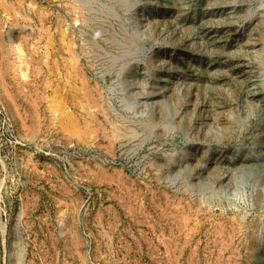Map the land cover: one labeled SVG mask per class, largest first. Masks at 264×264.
<instances>
[{"label": "rangeland", "instance_id": "obj_1", "mask_svg": "<svg viewBox=\"0 0 264 264\" xmlns=\"http://www.w3.org/2000/svg\"><path fill=\"white\" fill-rule=\"evenodd\" d=\"M17 1L0 264H264V0Z\"/></svg>", "mask_w": 264, "mask_h": 264}, {"label": "bare ground", "instance_id": "obj_2", "mask_svg": "<svg viewBox=\"0 0 264 264\" xmlns=\"http://www.w3.org/2000/svg\"><path fill=\"white\" fill-rule=\"evenodd\" d=\"M16 1H17V0H16ZM50 1H51V0H50ZM67 1H68V0H67ZM71 1H72V0H71ZM75 1H76V0H75ZM75 1H74V2H75ZM106 1H107V0H106ZM129 1H130V0H129ZM17 2H19V1H17ZM20 2H22V1H20ZM23 2H24V1H23ZM76 2L80 3V1H76ZM81 2H82V1H81ZM107 2H110V1H107ZM111 2H113V1H111ZM111 2H110V3H111ZM120 2H121V4H123V3H124V0H122V1H120ZM125 2H126V1H125ZM6 3H7V2H6ZM13 3H14V2H13ZM72 3H73V2H72ZM23 4H24V3H23ZM23 4L21 3L20 5L23 6ZM117 4H118V3H117ZM4 5H5V4H2V6H4ZM9 5H12V4H9ZM9 5L6 6V7L9 8V7H10ZM18 5H19V3H18ZM74 5H75V4H73V7H74V8H73V7H72V4H71V7L73 8V10L75 9V6H74ZM83 5H84V4H83ZM12 6H14V5H12ZM21 6H20V7H21ZM119 6H121V5H119ZM124 6H125V5H124ZM4 7H5V6H4ZM6 7H5V8H6ZM14 7H16V6H14ZM17 7H18V6H17ZM79 7H80V5H79ZM83 7L86 8L85 6H83ZM122 7H123V5H122ZM5 8H4V9H5ZM11 8H12V10H13V7H11ZM11 8H9V9H11ZM84 8H83V9H84ZM123 8H124V7H123ZM77 9H78V8H77ZM12 10H11V11H12ZM14 10H15V8H14ZM17 10H18V9H17ZM19 11H21L20 8H19ZM19 11H18V12H19ZM80 12H81V11H80ZM20 13H21V12H20ZM126 33H128V32H126ZM130 35H132V34H130ZM110 36H111V35H110ZM125 37H126V35H125ZM62 38H63L62 40H65V39H64L65 37L62 36ZM111 38H114V36H112ZM126 38H127V37H126ZM126 38H125V39H126ZM129 38H130V37H129ZM131 39L133 40L134 38L131 37ZM26 40H27V39H26ZM126 40H128V39H126ZM263 40H264V39H263ZM263 40H262V41H263ZM128 41H129V40H128ZM133 41H136V40H133ZM111 42L114 43L113 40H112ZM260 42H261V41H260ZM126 43L128 44L129 42H126ZM131 43H133V42L131 41ZM131 43L129 44L130 46H131ZM262 43H263V42H262ZM68 44H69V43H68ZM133 44H134V43H133ZM133 44H132V46H133ZM114 45H115V44H114ZM134 45H135V44H134ZM136 45H138L137 42H136ZM127 46H128V45H127ZM133 47H134V46H133ZM69 49H70V48H69ZM128 50H129V49H128ZM70 52H72V51L70 50ZM128 71H129V69H128ZM130 73H131V72H130ZM133 74H134V73H133ZM128 78H129V77H128ZM130 84H131V83H130ZM130 84H129V85H130ZM131 87H132V86H131ZM132 88H133V87H132ZM147 123H148V122H147ZM152 123H153V122H152ZM152 123H151V124H152ZM154 123H157V122L155 121ZM146 126H147V124H146ZM147 127H149V126H147ZM151 127H152V126H151Z\"/></svg>", "mask_w": 264, "mask_h": 264}]
</instances>
